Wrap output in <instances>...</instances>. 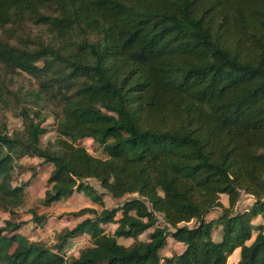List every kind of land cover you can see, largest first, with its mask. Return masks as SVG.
I'll use <instances>...</instances> for the list:
<instances>
[{"label": "trees", "instance_id": "1", "mask_svg": "<svg viewBox=\"0 0 264 264\" xmlns=\"http://www.w3.org/2000/svg\"><path fill=\"white\" fill-rule=\"evenodd\" d=\"M23 72L39 89L17 100L36 107H22V132L0 131V208L24 204L14 174L31 156L53 166L44 205L83 192L102 209L72 213L90 216L52 246L7 220L0 264H231L237 248L233 264H264V0H0L1 102ZM47 107L59 120L43 146ZM107 193L123 201L107 207ZM84 234L91 245L68 257ZM169 237L185 248L163 257Z\"/></svg>", "mask_w": 264, "mask_h": 264}, {"label": "rangeland", "instance_id": "2", "mask_svg": "<svg viewBox=\"0 0 264 264\" xmlns=\"http://www.w3.org/2000/svg\"><path fill=\"white\" fill-rule=\"evenodd\" d=\"M25 30L22 31V35L26 34H39L40 30L35 26H26ZM34 45V44H33ZM10 89L15 92V95L8 94L9 102L0 101V131H6L8 134L12 135L15 132H22L24 129L23 118L20 115L22 107L35 108L34 104L35 97L27 94L26 101H18L17 98H23L22 94L30 91H37L39 89L38 82L35 77L30 74L23 72L17 73L15 76L14 83L6 82L2 88L5 94L8 93ZM51 107H47L42 110V114L45 115L46 121L44 126L48 127V132L44 134L41 138V144L47 146L49 141H52L56 136V124L58 123V117L51 111ZM82 143L88 148V150L95 154L102 156V152L95 145L92 139H84ZM53 169V166L48 163H44L42 159L38 157L25 156L18 158L17 168L14 174V185L26 184L24 204L17 207L15 212H11L6 209L0 208V227L5 226L7 220H11L16 223H21V228L18 230L21 234L25 235L31 241H41L49 246L56 243L60 233H63L68 228H73L80 221H82L89 214H84L81 216H73L72 213L79 211L82 208L90 206L86 205L87 199H90L83 192L76 193L75 199H69V197L64 198L60 201L53 203L52 205L46 206L43 204V199L45 197L46 190L49 187L48 178ZM92 184L96 186L99 191L105 192V190L100 186V183L95 179L90 180ZM249 196V195H248ZM243 194L239 204L245 208L246 204L252 203L253 197H248ZM105 204L107 207H112L118 202H122L123 199H115L110 194H105ZM252 199V200H251ZM81 201L78 204V201ZM92 202V201H91ZM96 210L100 211L102 206L100 204L93 205ZM37 212L38 216H44L41 220L42 222H36L34 220L33 211ZM220 213V208L215 209L208 218L212 216H218ZM262 217L257 220H262ZM159 224L164 225V219L162 215L159 214ZM116 225L108 224L106 230L112 233ZM154 228L148 229L139 239L148 240L150 233ZM219 234V233H217ZM253 238V236H252ZM119 242L126 246L131 245L134 242L133 238H122L120 237ZM91 245L90 237L80 236L72 241L66 249L67 256L78 255L80 249L85 246Z\"/></svg>", "mask_w": 264, "mask_h": 264}, {"label": "crops", "instance_id": "3", "mask_svg": "<svg viewBox=\"0 0 264 264\" xmlns=\"http://www.w3.org/2000/svg\"><path fill=\"white\" fill-rule=\"evenodd\" d=\"M78 193V192H77ZM76 193L75 194H73L72 196H70L69 197V199H72V201L75 199V201H76ZM245 196H248L247 194H245ZM248 197H251V196H248ZM88 201L87 202H85V204L86 205H90V206H87V207H91V208H94L93 207V205H95V204H98V203H95V202H93L91 199H87ZM252 200V199H251ZM81 201H84V200H80V201H78V204H80L81 203ZM92 201V202H91ZM221 202L224 204V206H229V197H228V195L227 194H222L221 195ZM252 202H253V200H252ZM251 204V203H250ZM250 204H246L245 205V208L246 207H248ZM239 207L241 208V207H243V206H241L240 204H239ZM94 209H96V208H94ZM101 211V210H100ZM209 216V215H208ZM217 216H212V217H210L209 219H212V218H216ZM261 216H259V217H257L256 219H259ZM256 219H255V221H254V223L256 224V225H258V224H264V219L263 218H261V219H263V221L261 220H257L258 222H256ZM115 225V224H114ZM117 226V225H116ZM116 228V227H115ZM221 229H222V226H219L217 229H215V231L213 232V236H214V238L215 239H217V240H219L220 238H221V236H222V231H221ZM115 230V229H114ZM113 230V231H114ZM217 233H219V234H217ZM256 235H257V231H254V233H253V238H251L249 241H247V244H251L253 241H254V239L256 238ZM81 236H88V237H90L88 234H84V235H81ZM80 237V236H79ZM78 237H76L75 239H77ZM184 248H185V245L183 244V243H181V242H177L174 238H172V237H169L168 238V243H167V245L161 250V255L164 257V256H172L174 253H176V252H182L183 250H184ZM240 256H241V248H237L232 254H230L229 255V257H228V262L229 263H231V264H233V263H236L239 259H240Z\"/></svg>", "mask_w": 264, "mask_h": 264}]
</instances>
